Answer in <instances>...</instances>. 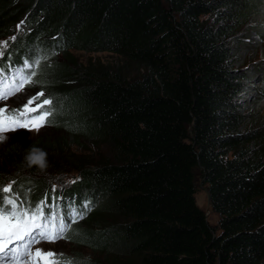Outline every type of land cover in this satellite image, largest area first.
Returning a JSON list of instances; mask_svg holds the SVG:
<instances>
[{
    "label": "trees",
    "instance_id": "trees-1",
    "mask_svg": "<svg viewBox=\"0 0 264 264\" xmlns=\"http://www.w3.org/2000/svg\"><path fill=\"white\" fill-rule=\"evenodd\" d=\"M263 24L264 0H0V69L32 63L65 97L53 103L56 129L74 143L87 134L109 155L74 165L81 180L61 190L25 164L31 143L15 140L0 151V187L35 194L25 205L47 198L45 213L57 201L60 209L91 201L66 240L107 264H264V121L254 110L264 69L255 88L254 67L240 68ZM72 50L120 62L81 66ZM67 137L34 141L58 156ZM196 176L215 225L195 201Z\"/></svg>",
    "mask_w": 264,
    "mask_h": 264
},
{
    "label": "rangeland",
    "instance_id": "rangeland-1",
    "mask_svg": "<svg viewBox=\"0 0 264 264\" xmlns=\"http://www.w3.org/2000/svg\"><path fill=\"white\" fill-rule=\"evenodd\" d=\"M256 39H257L256 37L253 39V41L255 40L254 43H252V40H249L252 46L249 47V49L243 53V56H241V61H243V64L240 67L243 69L249 66L250 70L252 67H254L253 69L255 70L254 71L255 73L253 72L254 82H251L250 84H252L251 87H255V88L258 87L257 85H260L258 81H263L260 78V73H257V71L259 70V68H261V70L264 69V38H259L257 41ZM71 54L75 57V59L78 61V63L81 66L90 63L93 68H104L107 66H113L115 68L120 62L119 59L120 57L110 52H86L81 50H72ZM57 60L59 61L60 59ZM132 69L134 68L130 67L129 71H131ZM46 79L47 76L45 75L37 76L35 81H38V83L28 84V86H26L25 88L24 87L21 88L19 91H16L18 87L17 86L14 89V91L8 95L9 100L5 103L0 104V107L7 106L9 109L22 108L23 104L26 103L28 99H30L33 96H36V94L39 92H43L44 95L38 96L37 99L33 101L32 105H30V107L36 108V105L42 104L44 99H51L53 103H57L61 106L60 104L61 101L63 102L66 101L64 100L65 97L63 95H60V93L59 94L54 93L55 90L52 91V86H49L51 83L49 82V80ZM254 83L256 85H254ZM249 90H251L252 92L255 91V89H251V88ZM53 103L50 104V107L52 108V110L55 111L53 107ZM48 106L49 105L44 106V108L42 109L37 108L36 113L28 114L27 119H30L32 115L39 114L43 111H50ZM254 110L257 111L258 120L264 121V101L260 105L255 106ZM74 111H76L75 108H73L72 110L70 109L69 114H71V112L73 113ZM4 115H16V114L11 112H6ZM47 120L48 122L43 124V126L38 131L36 129L30 130L31 127H29V128H19L15 131H9L3 133V135H5L8 139L6 142L0 143V151H2L8 144H10L15 140L31 143V145L28 147H32V146H36L37 141L34 140L38 137H42L41 139L42 141H46V140L54 141V139L58 137L59 138L65 136L67 137V135L64 134L65 133L64 131L56 129L55 121H53V119L51 120V115L47 118ZM73 137H75L76 143L73 142L72 136H68L67 138H65L67 140L65 141V144L63 145L60 144L59 146L61 149L60 151L61 155L56 156L58 152L55 151L50 152L49 154L51 156H47L48 164H49L48 168L46 169L47 172L42 174L40 172H37V174L35 175V176L38 175L37 177H39L40 180L43 178H45L48 182L53 180L51 187H54L55 189L58 188L61 190H68L73 186H75V184L78 183V180L79 181L81 180L79 169H77V167L74 165H79L80 162L82 161H92L95 163L99 161L101 158L103 159V157L109 156L108 148L106 144L99 141H94L93 138H88L87 134H85V136L79 134L78 138L77 136H73ZM52 144L55 145L54 142ZM11 160H12L11 156H5L2 159V164L5 166V169H9L10 166H13L9 163ZM0 166L3 168L1 164ZM50 166H54L57 169L66 168V171H62L61 173H57V174H52V172H49L51 170L49 168ZM68 166L71 167L68 168ZM196 178L197 179L195 180V184H196L195 201L197 205L204 210L209 224L215 225L218 220V214H216L209 205L207 185L203 184L201 179L198 178V176H196ZM74 180L76 181L75 183L72 182ZM6 185H8V183ZM12 186H13V193L17 194V199L19 201H23L24 203L33 201L35 194L32 195V193H28V191H25L24 189L15 186V184H13ZM29 187L30 190L35 188L32 186ZM25 189L27 188L25 187ZM65 211L66 208L64 207L63 209H60L59 213L62 215ZM81 222L79 221L77 223L79 224ZM75 223L73 224L76 225ZM36 247L42 248L45 251L51 250L58 254L59 253L64 254L63 257H57L58 259H68L76 256H82L86 258L87 256L88 257L90 256L92 259H100L103 264L105 263L107 264L109 261H111L110 259L107 260V256L104 255L103 253L100 252L96 253L93 250H91V248H87L86 246L72 244L71 242H67L66 239H60L54 243L42 241L36 245H33V251ZM4 264H10V262ZM116 264H124V262L118 260L116 261Z\"/></svg>",
    "mask_w": 264,
    "mask_h": 264
},
{
    "label": "snow or ice",
    "instance_id": "snow-or-ice-1",
    "mask_svg": "<svg viewBox=\"0 0 264 264\" xmlns=\"http://www.w3.org/2000/svg\"><path fill=\"white\" fill-rule=\"evenodd\" d=\"M2 55L3 53L0 52V56ZM34 63L39 64L40 61L37 59ZM32 67V63L25 61L23 69L12 76L13 81L18 76L16 91H19L26 84L38 83L32 79L37 75L35 71L27 74L24 72L25 69ZM3 72L4 70L0 69V73ZM43 95V92L37 93L36 96L28 99L22 108L0 107V135L19 128L31 127L39 130L43 124L47 123V118L51 115L50 111H43L27 119L28 114L36 113L37 108L42 109L44 106L53 103L51 99H44L42 104L36 105V108L30 107L38 96ZM7 99L8 95L0 91V101H7ZM6 112L16 115H4ZM72 182L75 183L76 181ZM9 193H13L12 184L0 187V261H9L10 264H75L71 260L62 261L58 259L57 257H63L64 254L62 253L58 254L51 250L45 251L39 247L33 251V245L42 241L54 243L60 239H69L68 233L71 231L72 224L77 222V218L86 217L93 208L92 202L85 201L79 207L73 204L66 213L61 215L58 211L60 207L58 201L48 205V212L45 213L44 206L47 198L32 206L19 201L17 194L9 195ZM54 208L57 211H53Z\"/></svg>",
    "mask_w": 264,
    "mask_h": 264
},
{
    "label": "clouds",
    "instance_id": "clouds-1",
    "mask_svg": "<svg viewBox=\"0 0 264 264\" xmlns=\"http://www.w3.org/2000/svg\"><path fill=\"white\" fill-rule=\"evenodd\" d=\"M7 139L8 138L5 135H0V143L6 142ZM47 155V152L42 148L32 146L26 152L24 156V162L28 167H35L43 172L49 166Z\"/></svg>",
    "mask_w": 264,
    "mask_h": 264
},
{
    "label": "water",
    "instance_id": "water-1",
    "mask_svg": "<svg viewBox=\"0 0 264 264\" xmlns=\"http://www.w3.org/2000/svg\"><path fill=\"white\" fill-rule=\"evenodd\" d=\"M208 202H209V196H208Z\"/></svg>",
    "mask_w": 264,
    "mask_h": 264
}]
</instances>
